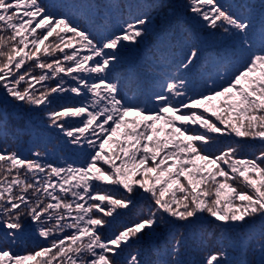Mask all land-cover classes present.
<instances>
[{
	"label": "snow or ice",
	"instance_id": "6c2138e0",
	"mask_svg": "<svg viewBox=\"0 0 264 264\" xmlns=\"http://www.w3.org/2000/svg\"><path fill=\"white\" fill-rule=\"evenodd\" d=\"M191 5L211 28L239 36L243 61L226 85L199 96L186 97L182 79L169 82L155 97L158 106L148 109L124 103L106 75L117 59L107 50L136 42L147 19L96 41L42 0H0V89L35 106L50 104L54 93L84 98L52 111L50 119L71 143L83 141L92 149L82 164L66 167L43 163L39 152L29 159L0 150V226L15 242L24 228L22 218L29 217L39 236L50 241L27 254L2 247L0 264H121L124 248L143 233L152 234L166 217L192 224L207 214L229 226L264 221V151L254 158L242 155L238 145L210 151L212 134L264 142V26L257 40L251 17L231 6L219 0H191ZM197 58L193 47L182 67ZM48 81L54 86H45ZM73 118H80L79 124ZM141 193L148 194L154 210L104 236L108 218L132 206ZM224 255L210 252L205 264H224ZM126 264L144 262L134 254Z\"/></svg>",
	"mask_w": 264,
	"mask_h": 264
},
{
	"label": "rangeland",
	"instance_id": "374dc122",
	"mask_svg": "<svg viewBox=\"0 0 264 264\" xmlns=\"http://www.w3.org/2000/svg\"><path fill=\"white\" fill-rule=\"evenodd\" d=\"M104 1L106 0H102L101 4L105 5ZM233 1L219 0V3L231 6ZM246 1L248 0H243L240 9H237L238 2L233 3L231 10L240 15L251 17L255 24L253 33L255 38L258 29L264 26L262 25V21H264V0H253L251 4ZM82 2H85L86 6L93 7L92 9L95 12L98 10V4L95 0L90 2L89 0H60L56 7L42 0V3L48 5L51 11L68 16L75 25H78L81 30L89 32L96 41H104L122 34L127 25L134 23L138 18H144L148 21L146 25L141 26L145 29L144 35L138 38L136 42L125 41L117 49L107 50L116 55L117 59L109 66L106 75H108L110 82L117 84L118 98L124 103L155 109L159 103L155 99L156 95L164 92L169 82L180 79L185 82L183 91L186 92V97L199 96L212 88L218 89L221 86L215 87L213 80L223 76L226 71L222 68L223 66L233 65L230 69L233 71L223 79L225 82L222 85H226L232 73L243 61V53L240 52L239 47V36L232 35L231 32L226 34L222 29L211 28L208 22L203 21L191 11V0H140L138 3H133L129 10H136L149 2L145 7L146 10L140 15L130 16L123 20L114 17L115 15L112 13L108 24L111 25L109 31H107V25L103 24L102 28H99L92 24L88 16H83L80 11L74 12L75 7L78 8ZM169 30L173 32L175 37L169 44V51H166V53L171 52L170 60L167 62L169 68L167 67L166 70L170 73V76L163 74L162 78H159L161 74L151 69L146 59L156 57L157 52L154 48L165 43L161 40ZM52 40L54 38H50V41ZM193 47L198 50V58L189 68L185 69L182 64L186 62V56ZM66 51L71 50L66 49ZM82 54L86 53L82 50ZM57 55L62 54L57 53ZM222 62L223 66L222 64L217 65ZM204 69L207 74L202 76ZM36 71L39 72L38 69ZM63 75L61 74V76ZM59 79V77H56V80ZM65 81L73 85L76 83L72 81L71 77H65ZM189 82L191 83L189 84ZM47 85H52V81L45 82V86ZM36 88L41 89L42 86L37 84ZM191 88H196L199 91L192 93ZM186 97L178 99H186ZM81 102L86 101L74 93H54L50 104L35 106L16 101L3 89H0V111L3 110L8 114L9 117L5 122L12 128L13 133V136H10L3 132L5 126L0 127V150L15 151L29 159H36L34 153L39 152L43 163L64 167L69 164L79 166L85 161L86 156L91 153L92 149L85 145L83 141L80 145L71 143V138L67 137L63 130L52 124L50 113L65 105ZM12 115H18V117ZM206 115L210 116V114ZM211 119L216 122L214 117H211ZM79 120L80 118H73V123L79 124ZM192 127L198 128V126ZM22 128H25V131H20ZM198 130L204 131L202 128ZM212 135L215 139L212 141L210 151L214 153H219L237 145L241 154L246 157L254 158L261 151H264V142L259 139L240 138L227 133ZM36 136L42 139L40 147L35 146V142L33 143ZM43 137H45L44 141ZM118 138L122 139V137ZM181 179L183 182V178ZM117 194L119 195V193ZM178 195L180 194L178 193ZM150 210H154L152 201L148 198L147 193H141L134 198L132 206L128 209H118V215L114 214L113 217L108 218L110 223L104 227L102 234L112 236L126 225L147 216ZM138 215L139 217H137ZM127 216L130 217V220H127L128 223H124L121 218ZM22 223L24 228L18 237L19 239L23 238L20 242H23L21 245L26 248L20 250V242L19 245L16 239L13 242L10 236H8V240L4 239V242H0V248L11 246L14 252L27 254L49 246L50 241L39 236L35 222H32L29 217H24ZM186 228L187 231L185 232ZM262 229H264V221L260 219H253L242 226L240 224L229 226L224 222L216 221L215 218L207 214H204L203 219L192 224L166 217L152 234L143 233L140 240L130 242L118 259L121 264H126V261L136 253L137 249H142L140 254H144L146 260V257H151L148 249L153 239L159 244L170 243L168 239L173 231L175 233L174 242L169 244L171 247L168 249V261L172 259V264L177 261L180 264H197V259H199L198 264H205V258L213 251L225 253L223 257L224 264H238V260H241V264H260V233ZM184 233L185 236L181 238ZM177 241H180L178 246ZM7 242L9 243L7 244ZM177 247L178 251L176 250ZM176 252H178V256H176Z\"/></svg>",
	"mask_w": 264,
	"mask_h": 264
},
{
	"label": "trees",
	"instance_id": "16d2710c",
	"mask_svg": "<svg viewBox=\"0 0 264 264\" xmlns=\"http://www.w3.org/2000/svg\"><path fill=\"white\" fill-rule=\"evenodd\" d=\"M90 1L91 0H89V2ZM101 1L102 0H95V2H97V4H98V10L96 12L92 9L93 7L91 8L89 6H86L85 2H82L81 4H79L78 8L75 7L74 12L80 11L83 16H88V18L92 22V24L94 26H98L99 28H102L103 24L107 25L108 31L111 28V25H108V24H109V21L111 19L112 13L115 15L114 17L123 20L125 18H129L130 16L140 15L142 12H144L146 10L145 7H147V5L149 4V2H146L145 4H143V7H141V8H137L136 10H129L130 6L133 3H138L140 0H106V1H104L105 5L101 4ZM57 2H58V0H53V3H57ZM163 38H164V40H161V41H173L175 37H174L173 32L169 30L168 32L165 33V35H163ZM4 114H6V115H4ZM0 116H1L0 127H3V126L9 127L8 123L5 122V120H7L9 117L8 114L6 112H4L3 110H1ZM12 116L18 117V115H12ZM8 127H7V130L6 131L3 130V132L4 133L6 132V134L13 136L12 128H8ZM20 131H25V128H22ZM43 132H45V131H43ZM43 138H44L43 139V141H44L45 137H43ZM40 141H42L41 137L36 136L34 138L33 143L35 142L36 143L35 146L40 147L42 145V142H40ZM216 142H220V141H216ZM33 146H34V144H33ZM137 217H139V215ZM126 218H128L130 220L129 216L123 217V218H121V220H123L124 223H128ZM171 234H172L171 237L168 239L170 243L174 242V238H175V233L173 231ZM4 239L8 240V235L5 234L4 228L0 227V242H2V241L4 242L5 241ZM22 239H19V237L16 238L18 245ZM8 243L9 242H7V244ZM22 243L20 242V246H19L20 250H22L23 248L24 249L26 248L24 245H21ZM170 243L159 244L158 242L155 241V239H153V241L151 242V245L148 249L150 251L149 253H150L151 257H146V260L144 259V254H142V255L140 254V251L142 249H140V250L137 249L135 254H138V259L142 260L144 262V264H156V263L172 264V262H173L172 259L170 261H168V258H169V250L168 249L171 247V245H169ZM178 255H179L178 252H176V256H178ZM148 260L150 262H147ZM198 262H199V260L197 259V264H198ZM237 263L241 264V260H238Z\"/></svg>",
	"mask_w": 264,
	"mask_h": 264
}]
</instances>
